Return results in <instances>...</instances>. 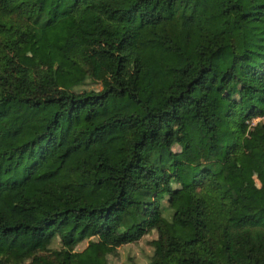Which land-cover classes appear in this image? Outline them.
<instances>
[{
    "label": "trees",
    "instance_id": "obj_1",
    "mask_svg": "<svg viewBox=\"0 0 264 264\" xmlns=\"http://www.w3.org/2000/svg\"><path fill=\"white\" fill-rule=\"evenodd\" d=\"M153 230L150 264H264V0H0V264Z\"/></svg>",
    "mask_w": 264,
    "mask_h": 264
},
{
    "label": "rangeland",
    "instance_id": "obj_2",
    "mask_svg": "<svg viewBox=\"0 0 264 264\" xmlns=\"http://www.w3.org/2000/svg\"><path fill=\"white\" fill-rule=\"evenodd\" d=\"M99 85L95 82H88L85 84V87H98ZM260 117L255 118L253 121L256 122ZM241 163L245 167V173L249 180L259 184L258 173L256 161L251 158L249 155H245L241 159ZM243 179H236V183H243ZM167 200L165 199L163 204L167 205ZM167 216H170V211L168 208L165 209ZM157 237V231L153 230L145 234L142 238L137 241L123 243L117 247L115 253L109 254V263L110 264H150L153 252L154 244L153 239ZM88 244V239L81 241L77 246V250H82ZM52 248L62 246L60 238H54L53 242L50 245Z\"/></svg>",
    "mask_w": 264,
    "mask_h": 264
}]
</instances>
